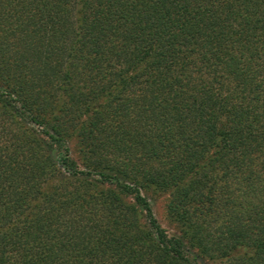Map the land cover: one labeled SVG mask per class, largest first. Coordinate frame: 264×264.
Listing matches in <instances>:
<instances>
[{
	"label": "trees",
	"instance_id": "1",
	"mask_svg": "<svg viewBox=\"0 0 264 264\" xmlns=\"http://www.w3.org/2000/svg\"><path fill=\"white\" fill-rule=\"evenodd\" d=\"M195 261L264 264V0H0V264Z\"/></svg>",
	"mask_w": 264,
	"mask_h": 264
},
{
	"label": "rangeland",
	"instance_id": "2",
	"mask_svg": "<svg viewBox=\"0 0 264 264\" xmlns=\"http://www.w3.org/2000/svg\"><path fill=\"white\" fill-rule=\"evenodd\" d=\"M73 156H75L73 152ZM146 197L148 198L152 212L157 219L160 227L165 231L168 237L176 236L177 229L176 227L171 224L166 216L165 210V203H166V196L165 195H151L146 193ZM190 257H192L190 255ZM195 264H206L205 262L195 261Z\"/></svg>",
	"mask_w": 264,
	"mask_h": 264
}]
</instances>
